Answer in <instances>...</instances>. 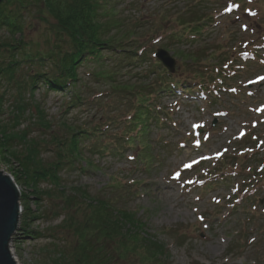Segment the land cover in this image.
<instances>
[{
	"label": "rangeland",
	"instance_id": "obj_1",
	"mask_svg": "<svg viewBox=\"0 0 264 264\" xmlns=\"http://www.w3.org/2000/svg\"><path fill=\"white\" fill-rule=\"evenodd\" d=\"M189 1L196 0H109L100 19L111 22L114 8L126 25L140 18L146 26L167 16L158 23L172 29L176 26L170 18L187 15ZM199 5L216 15L201 41L169 44L158 36L150 46L155 52L162 47L168 50L177 59L175 74L184 80L191 71L176 53L181 49L210 61L224 54L233 57L226 63L236 73L230 72L210 95L196 88L161 94L153 100L161 113L160 125L152 122L145 138L136 136L133 145L120 143L128 122L123 118L134 107L123 84L142 87L148 83V66H117L113 59L100 65L90 61L79 66L76 88L48 89L38 83L30 99L41 103L52 129L31 126L30 136L49 142L53 134L64 138L70 131L62 122L84 129L103 128L95 132L101 134L99 138L82 135V158L63 166V184L69 192L84 187L91 196L107 197L118 208L136 211L137 218L146 221L151 239L166 249V264H264V80L260 79L264 77V0H203ZM27 21L26 41L35 43L33 49L47 51L51 45L47 39L53 36L49 23L37 12ZM117 30L112 27L108 34ZM9 36L0 27V41H8ZM243 51L255 53L240 56ZM101 70L113 72L114 77L106 78ZM2 86L4 108L9 112L17 86L7 82ZM76 90L82 100L70 106ZM2 119L7 120L8 113ZM99 141L117 147L118 152L113 146L104 154L91 151ZM145 143L148 148L143 150ZM15 148L24 149L22 144ZM53 149L54 144L43 147L44 160L56 157ZM19 168L17 160H0V169L6 173ZM39 187L47 189L50 184L41 181ZM19 189L32 191L25 184H19ZM29 202L39 218L30 221L33 233L27 237L20 220L11 242L18 264H53L59 249L72 252L78 247L73 231L57 227L65 217L62 210L54 216V203L46 197L38 203L31 194Z\"/></svg>",
	"mask_w": 264,
	"mask_h": 264
},
{
	"label": "trees",
	"instance_id": "obj_2",
	"mask_svg": "<svg viewBox=\"0 0 264 264\" xmlns=\"http://www.w3.org/2000/svg\"><path fill=\"white\" fill-rule=\"evenodd\" d=\"M202 2L189 1L185 9L191 11L187 15L171 17L176 26L172 29L158 23L169 19L167 16L155 19L146 26H142L140 18L126 25L116 17L114 8L111 22L104 23L100 19L101 9L110 4L109 0H4L0 4V27L10 35L8 41H0V160L19 161L20 168L9 172L18 185L25 184L32 190L31 193L22 191L20 197L23 206L20 228L26 237L33 233L29 229L30 221L39 218L30 207L31 194L36 196L38 203L44 197L50 199L55 208L51 213L60 216L58 212L62 210L65 214L57 227L73 231L77 236L78 247L72 252L59 249L53 264H118L119 261L124 264H166V249L151 239L153 235L145 229L146 221L137 218L136 211L118 208L107 197L91 196L84 187H73L68 191L63 184L61 169L82 158L80 138L83 134L86 137L96 136L95 132L103 128L95 125L84 129L62 122L70 131L64 138L53 134L49 142L44 138L31 137V126L45 131L52 129V122L41 103H33L30 99L38 83H44L48 89L62 90L71 85L76 88L80 80L79 66L90 61L100 65L107 59H113L117 66L146 63L148 71L145 73L151 78L148 83L142 87L123 84L126 92L133 97L134 107L123 118L128 122L119 138L124 139L120 143L133 145L136 136L145 138L152 122L158 125L162 122L154 98L168 92H189L192 88L210 95L211 89L225 81L230 72L236 73L235 69L231 70V64L226 63L234 60L233 57L224 54L216 61H210L197 55L193 58L191 53L181 49L176 53L186 61L185 66L191 71L184 80L175 73H169L154 56L155 51L150 45L158 36L167 39L169 44L176 42L181 45L203 39L202 35L214 24L216 15L204 12L207 9L199 5ZM196 7L201 10H192ZM35 12L49 23L48 28L53 35L50 36L52 41L50 37L47 39L46 44H51L47 51L38 46L33 49L35 43L26 41L27 18ZM112 27L118 30L110 35L108 31ZM168 43L165 44L168 46ZM208 61L209 64L206 63ZM203 68L206 69L205 74L201 72ZM19 70L22 75H18ZM99 72L106 78L114 77L113 72ZM5 82L17 86L9 112L4 108L6 94L2 85ZM28 91L30 97L26 96ZM76 91L70 106L76 104V100H82L81 92ZM7 113L8 119H2ZM23 123L26 126L21 128ZM16 144H22L24 149L17 151ZM49 144H54L56 157L46 161L42 151ZM111 146H104L99 141L90 150L104 154ZM142 148L146 150L148 145L145 143ZM113 149L118 152L117 147ZM263 177L264 173L262 181ZM41 181H48L50 187L41 189ZM83 216L84 219H80Z\"/></svg>",
	"mask_w": 264,
	"mask_h": 264
},
{
	"label": "water",
	"instance_id": "obj_3",
	"mask_svg": "<svg viewBox=\"0 0 264 264\" xmlns=\"http://www.w3.org/2000/svg\"><path fill=\"white\" fill-rule=\"evenodd\" d=\"M3 1L0 0V3ZM157 58L170 73L176 71L177 61L168 50L158 49ZM20 197L14 177L0 169V264H18L11 251V241L19 228Z\"/></svg>",
	"mask_w": 264,
	"mask_h": 264
},
{
	"label": "bare ground",
	"instance_id": "obj_4",
	"mask_svg": "<svg viewBox=\"0 0 264 264\" xmlns=\"http://www.w3.org/2000/svg\"><path fill=\"white\" fill-rule=\"evenodd\" d=\"M12 242V241H11ZM13 254V253H12ZM13 257H14V259L16 260V262L18 263V261H17V259H16V257L14 256V254H13Z\"/></svg>",
	"mask_w": 264,
	"mask_h": 264
},
{
	"label": "snow or ice",
	"instance_id": "obj_5",
	"mask_svg": "<svg viewBox=\"0 0 264 264\" xmlns=\"http://www.w3.org/2000/svg\"><path fill=\"white\" fill-rule=\"evenodd\" d=\"M260 79H261V80H264V77H261ZM189 166H190V165H189ZM201 219H203V218L201 217Z\"/></svg>",
	"mask_w": 264,
	"mask_h": 264
}]
</instances>
